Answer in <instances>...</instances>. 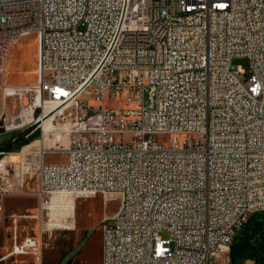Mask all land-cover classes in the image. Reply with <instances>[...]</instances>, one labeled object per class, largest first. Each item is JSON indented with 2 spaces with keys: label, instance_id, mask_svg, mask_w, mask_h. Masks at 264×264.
Segmentation results:
<instances>
[{
  "label": "built area",
  "instance_id": "obj_1",
  "mask_svg": "<svg viewBox=\"0 0 264 264\" xmlns=\"http://www.w3.org/2000/svg\"><path fill=\"white\" fill-rule=\"evenodd\" d=\"M33 34L44 101L81 108L69 147L54 150L67 161L36 155L40 208L24 218L43 225L57 196L119 193L103 264H223L264 212V0H0L2 75ZM107 94L125 107L107 109ZM18 190L0 189V220ZM13 240L7 257L41 261L42 241L20 244L17 228Z\"/></svg>",
  "mask_w": 264,
  "mask_h": 264
},
{
  "label": "rangeland",
  "instance_id": "obj_2",
  "mask_svg": "<svg viewBox=\"0 0 264 264\" xmlns=\"http://www.w3.org/2000/svg\"><path fill=\"white\" fill-rule=\"evenodd\" d=\"M233 63L235 66L243 68L247 78L251 76V68L247 59L237 58ZM38 75L39 37L33 34L21 38L14 44L7 60L6 73L4 75L0 73V140L2 142L0 151L21 133L30 130L32 136H26L28 144L5 152L6 156L2 158L21 153L25 147L44 139L42 123H37V119L59 103L46 99L44 107L36 105ZM8 89H13L15 95H6ZM45 97L47 98L49 95L46 94ZM87 100L92 107L101 106L91 96L85 95L80 99L81 102ZM124 107V104L119 101H110L109 95H106L107 109L116 110ZM80 108L81 103L79 102L78 105L73 103L59 109L60 113L53 120L56 131L51 132L45 138V140H49V147L46 150L49 152L45 156L47 164H62L67 161L65 154L54 150H65L69 147L70 135L79 127L78 112ZM4 139L6 140L4 141ZM129 140V137H125V141ZM170 140L171 137L166 135L157 137V142L164 147H169ZM40 150V146L37 145L30 150L29 155L20 159L19 165L11 164L6 168L7 170H0V189H19L15 195L7 193L4 196L3 209L8 208L9 212L0 220V259L12 252L16 228L20 244L28 237L39 238L42 241V259L38 262L33 256L10 257L0 264H102L103 227L107 221L106 217L113 216L120 207L121 196L119 193L99 192L94 196L75 198L77 227L71 230L64 226L48 228L45 226L53 221V223L60 221L70 226L74 219L67 218V220L61 212L50 214L43 225L38 221L21 220L26 214L36 213L38 207L39 163L36 155ZM59 197L72 198L57 196L54 197L52 203L55 204ZM8 199L12 201L10 206L7 205ZM15 219H18L17 227ZM161 236L167 238L165 233H162ZM230 261L229 256L223 260V264H230ZM246 264L253 263L247 262Z\"/></svg>",
  "mask_w": 264,
  "mask_h": 264
},
{
  "label": "trees",
  "instance_id": "obj_3",
  "mask_svg": "<svg viewBox=\"0 0 264 264\" xmlns=\"http://www.w3.org/2000/svg\"><path fill=\"white\" fill-rule=\"evenodd\" d=\"M30 130L15 136L3 148L2 152H10L15 147L27 143L26 136ZM32 136V135H30ZM230 264H264V212L250 217L244 227L236 234L230 249Z\"/></svg>",
  "mask_w": 264,
  "mask_h": 264
},
{
  "label": "bare ground",
  "instance_id": "obj_4",
  "mask_svg": "<svg viewBox=\"0 0 264 264\" xmlns=\"http://www.w3.org/2000/svg\"><path fill=\"white\" fill-rule=\"evenodd\" d=\"M37 90V96H36V105L38 107H44L43 104L44 102V98L42 97V91H40V89L38 87H36ZM14 90L13 89H8L6 91V95L11 96V95H15V93H13ZM48 101H50L48 99ZM51 102V101H50ZM53 102V101H52ZM56 103V102H55ZM49 104V103H48ZM64 105H69V104H58L57 106H55L54 108H52L51 110H47V112H44L43 115L37 119V123H42V129H43V140L41 141H36L33 144H31L28 147H25L23 149V151L21 153L18 154H11L7 157H4L0 160V170H7L6 168L9 165H19L20 159H23L24 156H27L30 154V150L32 148H34L35 146L39 145L40 149L43 150H47L48 146V142L49 140H45L46 137H48V135L53 132L56 131V127L53 124V120L55 118L56 115H58L60 113L61 110H59L61 107H63ZM47 106V105H46ZM65 108V107H64ZM32 112V111H31ZM60 135V134H59ZM45 140V141H44ZM59 150V149H58ZM37 162L40 161L39 157L36 158ZM10 170V169H8ZM15 185V184H14ZM58 201H56L55 204H52L50 209L51 212L55 213V212H61L62 215H64L66 217V219L68 218H73L74 222L70 224V226L68 224H63L60 221L53 223V222H49L48 224H46L45 226L48 227H54V226H64L66 227V229H74L76 227V199L75 197L72 198H62L59 197L57 199ZM51 213V214H52ZM67 219V220H68ZM63 221V220H62Z\"/></svg>",
  "mask_w": 264,
  "mask_h": 264
},
{
  "label": "crops",
  "instance_id": "obj_5",
  "mask_svg": "<svg viewBox=\"0 0 264 264\" xmlns=\"http://www.w3.org/2000/svg\"><path fill=\"white\" fill-rule=\"evenodd\" d=\"M0 114H1V110H0ZM6 139H4V141H5ZM2 142H1V140H0V144H1ZM6 195V194H5ZM4 195V196H5ZM12 195V194H11ZM4 196H3V198H2V203H4V201H5V198H4ZM37 197H38V193H37ZM8 206H10V204L12 203V201H10V199H8ZM39 208H40V199H39V197H38V207H37V209H36V213H34V214H32V213H30V214H26V215H24V216H32V215H37L38 213H39ZM9 212V210H8V208H5V209H2V216H5L7 213ZM116 214V213H115ZM114 214V215H115ZM114 215L113 216H111V217H106V219L108 220V219H111L112 217H114ZM1 216V217H2ZM24 216L21 218V220H23V221H27V222H32V221H38L39 223H41L40 222V220H36V219H26V218H24ZM76 227H77V224H76ZM28 238H33V239H36V240H39V238H34V237H28ZM14 241V240H13ZM101 241H102V264H103V237H102V239H101ZM10 255V254H9ZM8 255V256H9ZM30 256H32V255H21V256H16V257H30ZM5 257H7V256H4L2 259H0V263L1 262H3V261H6V260H8L10 257H7L6 259H4ZM34 257V256H33Z\"/></svg>",
  "mask_w": 264,
  "mask_h": 264
}]
</instances>
